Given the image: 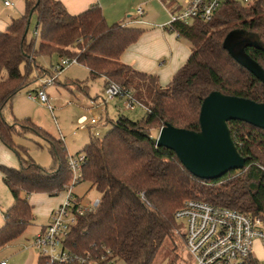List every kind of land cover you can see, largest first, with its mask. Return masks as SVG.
Returning a JSON list of instances; mask_svg holds the SVG:
<instances>
[{
    "label": "trees",
    "instance_id": "trees-1",
    "mask_svg": "<svg viewBox=\"0 0 264 264\" xmlns=\"http://www.w3.org/2000/svg\"><path fill=\"white\" fill-rule=\"evenodd\" d=\"M33 15L38 17V37L29 39ZM192 22H175L170 27L189 43L191 55L170 82L162 85L158 76L121 61L142 36V29L109 25L99 6L71 15L59 0H25V13L0 32V71L7 75L0 81V142L19 159L18 168L0 164V175L13 198L3 214L0 251L33 225L30 196L56 197L68 191L73 178L69 160L79 156L83 157L80 183H90L101 199L93 211L78 218L64 242L80 259L70 264L108 260L154 264L168 243L177 241L184 246V233L175 214L187 200L264 219V129L240 121L228 123L246 164L243 170L229 171L215 180L195 177L174 151L155 144L167 124L200 132L201 107L212 92L264 102L262 83L223 48L231 32L248 35L264 47V0L248 5L226 0L212 21ZM245 51L264 69V50ZM41 56L75 60L88 69L91 80L103 78L105 89L114 85L130 95L144 110L143 118L135 121L119 115L110 121L111 130L103 138L91 136L83 152L75 156L67 153L62 139L31 120L8 122L4 111L19 92L65 70H56L57 63L52 72L46 71L38 62ZM32 135L46 142L38 146L48 148L52 157L49 168L37 165L27 147L15 142V137ZM170 252L169 264H180L177 246ZM38 264L58 263L40 257Z\"/></svg>",
    "mask_w": 264,
    "mask_h": 264
},
{
    "label": "built area",
    "instance_id": "built-area-1",
    "mask_svg": "<svg viewBox=\"0 0 264 264\" xmlns=\"http://www.w3.org/2000/svg\"><path fill=\"white\" fill-rule=\"evenodd\" d=\"M167 1L170 7L165 5L170 14V25H172L175 22L187 24L196 20L210 22L226 0ZM234 1L248 5L256 0ZM5 4L13 5L8 1ZM143 12L141 8L137 10L139 15H143ZM34 36L38 37L37 31ZM74 64H77L75 60L60 59L56 70L66 69ZM58 75L46 80V85L54 83ZM35 93H29V98L38 100L51 109L46 93L43 90H37ZM105 94L109 99L116 97L123 99L126 110L134 111L137 108V104L130 95L125 94L117 86L107 87ZM78 122L81 128H86L89 124H98L97 120L89 121L87 117L80 118ZM82 161V156L69 160L73 178L71 187L66 192V199L52 212L46 229L33 240V246L39 257L46 258L50 263L70 264L76 260L80 261L64 247V242L78 218L86 212L93 211L99 205V200L86 206L75 201L73 191L82 179ZM175 217L181 223L184 233V246L188 252L186 264H264L263 218L214 206L200 200L185 201ZM256 252H260L261 255H256ZM1 264H7V262H1ZM103 264L116 263L108 260Z\"/></svg>",
    "mask_w": 264,
    "mask_h": 264
},
{
    "label": "rangeland",
    "instance_id": "rangeland-1",
    "mask_svg": "<svg viewBox=\"0 0 264 264\" xmlns=\"http://www.w3.org/2000/svg\"><path fill=\"white\" fill-rule=\"evenodd\" d=\"M37 20V15H33L28 33L29 39L35 37ZM37 41L39 42V40ZM183 42L186 46H190L186 40ZM38 62L46 71L52 72V66H55L59 59L57 56H41ZM33 73L36 75V71ZM6 76L5 71H0V81ZM37 83L39 84L36 82L16 95L13 106H8L5 109V117L10 123L15 120H31L48 134L62 139L70 156L83 152L85 146L90 142L91 136L103 138L111 130L110 121L116 120L119 115L135 121L141 120L144 116V110L141 107L130 111L126 110L123 99L119 97L109 99L105 94L104 81L101 79L91 80L88 69L79 64L67 67L58 75L57 81L46 88L45 93L49 98L48 104L52 110L38 100L29 98V93L36 94ZM83 116H86L89 121L97 120L98 124H89L86 128H81L78 120ZM153 134L156 135V132ZM15 142L27 147L30 157L37 165L43 168H49L52 165V157L48 148L38 146H45L46 142L43 139L32 135L27 138L15 137ZM5 148L19 164V159L14 152ZM11 199L8 189L0 178V223L4 221L3 213L8 208ZM100 199L101 194L96 188H92L86 195L85 203H94ZM39 226L40 222L38 221L34 226H30L22 237L4 247L0 251V261L7 260L8 264H24L26 257L31 253L30 250L33 249V239L39 234ZM176 246L181 258L180 264H186L188 252L185 246L177 241L168 243L167 247L159 252L154 264H169L172 257L170 251ZM256 255H261V253L256 252ZM116 264L124 263L119 261Z\"/></svg>",
    "mask_w": 264,
    "mask_h": 264
},
{
    "label": "crops",
    "instance_id": "crops-1",
    "mask_svg": "<svg viewBox=\"0 0 264 264\" xmlns=\"http://www.w3.org/2000/svg\"><path fill=\"white\" fill-rule=\"evenodd\" d=\"M7 1L10 2L9 0H4L3 2L0 0V32H4L13 20L21 17L25 13V0H11L13 2L10 3L13 5L10 6L5 4ZM59 1L71 15H78L94 6H99L109 25L122 24L127 27L142 29V36L137 43L127 49L121 57V61L138 71L158 76L162 85H166L170 82L173 75L186 63L191 55V47L186 46L183 40L178 38L176 33L170 31V14L163 0ZM140 8L144 11L143 15L137 13V10ZM101 80L104 81L103 78H101ZM45 81L46 80L43 79L39 84L37 83L35 91L41 89L45 92L46 88L51 85L44 86L43 83ZM5 147L6 146L0 142V164L18 168L19 164L11 157ZM0 178L2 180L1 175ZM92 188V185L88 182L80 183L74 188L73 193L81 205L86 206L92 204L85 203L86 195ZM65 199L66 193H61L56 197H49L43 194L30 196L29 200L34 207L33 212L35 217L32 226H34L36 222H40L39 234L42 233L49 224L52 212L60 207ZM12 204L13 198L5 212ZM3 224L4 221L0 223V228ZM34 249L33 246L24 264H38L40 257L37 250ZM5 261L7 262V260H1L0 264Z\"/></svg>",
    "mask_w": 264,
    "mask_h": 264
},
{
    "label": "water",
    "instance_id": "water-1",
    "mask_svg": "<svg viewBox=\"0 0 264 264\" xmlns=\"http://www.w3.org/2000/svg\"><path fill=\"white\" fill-rule=\"evenodd\" d=\"M29 30V26L27 31ZM223 48L244 69L253 74L264 86V69L245 51L246 48L264 47L248 35L231 32ZM240 121L264 129V102L227 96L212 92L203 101L200 112V132L162 127L155 139L157 147L176 153L184 167L195 177L215 180L229 171L244 169L246 159L242 157L232 139L228 123Z\"/></svg>",
    "mask_w": 264,
    "mask_h": 264
}]
</instances>
